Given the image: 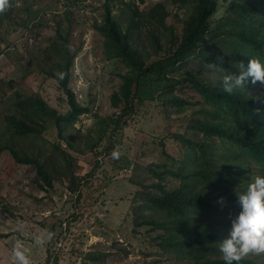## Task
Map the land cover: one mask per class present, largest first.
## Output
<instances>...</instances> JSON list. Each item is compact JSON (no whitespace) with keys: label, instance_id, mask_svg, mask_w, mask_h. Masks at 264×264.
Segmentation results:
<instances>
[{"label":"rangeland","instance_id":"1","mask_svg":"<svg viewBox=\"0 0 264 264\" xmlns=\"http://www.w3.org/2000/svg\"><path fill=\"white\" fill-rule=\"evenodd\" d=\"M230 1L217 0L218 10L212 18L215 26L229 14ZM0 2V144L14 145L41 161L48 158L52 176V187H47L34 168L17 164L8 151L0 155V264H17L11 254L16 245L29 264L191 263L189 255L161 249L163 230L146 224L138 227L137 223L143 216L152 215L144 202L145 195L162 194L154 187L158 181L147 172L149 166L155 165L156 171L186 174L193 169L191 152L174 136L195 143L201 140V135L189 128L192 118L203 117L201 98L188 88L167 92L155 83L145 86L127 125L114 133L103 120L122 110L123 106L112 107L111 97L119 90L121 75L129 69L120 60L107 58L105 39L96 29L103 21L106 0ZM158 3L168 12L162 27L145 18ZM109 5L124 32L135 17L139 24L129 29L131 44L150 63L163 57L172 42L179 43L195 3L110 0ZM135 12L140 16L136 17ZM58 31L69 34L70 51H76L68 88L88 111L65 128L61 139L47 117H43L45 122L38 121L40 134L12 138L6 118L18 114L19 98L37 96L59 114L69 111L66 93L51 77V73H58V57L52 49L59 41ZM155 38L160 46L158 55ZM195 73L219 87L225 75L236 74L211 69L202 60L191 58L179 65L171 77L183 79ZM258 85L259 81L254 88L233 89H243L249 95L259 92ZM173 97L183 104L171 103ZM64 152L71 159L70 168L62 156ZM113 152L117 153L115 157ZM249 167L244 180L235 181L228 191L217 188L213 193L218 200L222 198L219 205L230 209L227 212H232V217L239 211L235 192L246 189L261 169L255 163ZM180 184L179 179L166 176L160 185L169 192ZM192 184L190 181L189 186ZM191 189L197 192L201 185ZM228 228L219 226L214 232L217 246L227 236ZM241 258L264 264V251H249Z\"/></svg>","mask_w":264,"mask_h":264},{"label":"trees","instance_id":"2","mask_svg":"<svg viewBox=\"0 0 264 264\" xmlns=\"http://www.w3.org/2000/svg\"><path fill=\"white\" fill-rule=\"evenodd\" d=\"M190 1L195 5L184 23L179 43L172 42L163 57L148 63L131 44L130 30L133 24L139 23H135L133 17L124 32L111 15L110 0H106L103 21L96 29L105 39L107 58L120 60L129 72L121 75L119 90L111 97L112 107L117 109L123 106L122 110L103 122L108 123L114 133L126 126L127 119L135 112L139 94L145 86L154 83L163 86L162 89L167 92L175 89L183 92L188 88L198 94L202 100L200 114L203 117L192 118L189 128L199 133L201 140L195 143L183 136H174L191 152L193 169L186 174L167 169L156 171L155 165L147 168L148 174L158 181L154 187L162 194L145 195L144 202L152 215L140 217L137 226L146 224L163 230L165 234L160 237L161 249L189 255L192 262L188 264H225L215 243L217 235L214 232L219 226H230L232 212H227L230 209L224 210L219 205L218 196L213 193H216L217 188L228 191L235 181L244 180V173L251 170L250 163L260 165L259 175L264 176V85H258L259 92L249 95L243 89H232L231 93H225L222 86L207 83L197 73L188 74L183 79L171 76L179 65L191 58L218 65L216 69L236 74L241 63L246 68L248 59H257L264 65V0H231L227 7L229 14L220 19L216 26L212 18L218 10L217 0H171L178 5H186ZM135 16L140 15L135 12ZM167 17V9L158 3L145 18L162 27ZM57 37L59 41L53 44L52 49L58 57V73H51V77L66 93L69 111L64 115L59 114L37 96L19 98L16 102L18 114L6 118L12 138L40 134L39 128L42 127L38 121L45 122L43 117H47L54 123L58 138L61 139L65 128L88 111L76 102L68 88L72 61L76 54V51H70L69 34L62 35L58 31ZM154 44L158 55L160 46L157 38ZM255 84L251 83L249 77L244 87L254 88ZM170 101L175 105L183 104L178 97ZM4 151H8L17 164L34 168L44 185L52 187L49 171L51 161L48 158L43 161L35 159L7 143L0 144V155ZM62 156L70 168L69 155L64 152ZM166 176L179 179L180 186L169 192L163 191L160 184ZM190 181L193 182L192 187L200 184L201 189L193 192L189 186ZM253 263L244 258L233 262Z\"/></svg>","mask_w":264,"mask_h":264},{"label":"clouds","instance_id":"3","mask_svg":"<svg viewBox=\"0 0 264 264\" xmlns=\"http://www.w3.org/2000/svg\"><path fill=\"white\" fill-rule=\"evenodd\" d=\"M208 67L214 69L219 66L209 63ZM249 77L251 83L259 81L264 85V65L259 60L248 59L246 68L241 63L237 74L225 75L223 91L231 93L233 88H244V82ZM112 155L115 157L117 153ZM235 196L239 211L230 219L227 236L218 241V251L225 264L238 262L249 251H264V176L253 177L246 189L235 192ZM218 202H222V198ZM11 254L17 264H29L19 245L13 247Z\"/></svg>","mask_w":264,"mask_h":264}]
</instances>
